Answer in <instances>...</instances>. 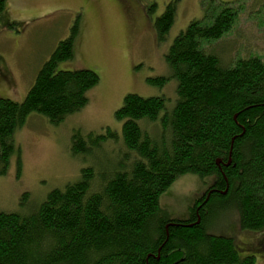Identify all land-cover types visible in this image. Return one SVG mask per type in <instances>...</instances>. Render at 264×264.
<instances>
[{
	"label": "trees",
	"instance_id": "16d2710c",
	"mask_svg": "<svg viewBox=\"0 0 264 264\" xmlns=\"http://www.w3.org/2000/svg\"><path fill=\"white\" fill-rule=\"evenodd\" d=\"M209 1L203 17L189 22L164 55L168 79L175 80L174 106L167 109L164 96L126 94L114 114L125 152L113 150L116 159L101 168H82L77 181L51 190L37 205L0 212V264H255L253 256H239L233 238L207 233L205 221L209 203L230 195L239 228L264 230V57L226 63L206 50L236 19L233 2ZM178 2L171 0L153 20L158 43ZM4 8L0 0V13ZM77 36L75 23L21 103L0 98V177L17 150L13 135L31 114L58 125L86 106L98 74L58 69L72 58ZM165 81L148 79L159 86ZM145 122L151 131L142 129ZM115 135L109 128L85 137L74 131L70 153L90 156ZM16 164L19 173V156ZM184 174L207 184V195L196 193L189 215L173 218L159 197ZM28 197L21 196L20 206Z\"/></svg>",
	"mask_w": 264,
	"mask_h": 264
},
{
	"label": "rangeland",
	"instance_id": "374dc122",
	"mask_svg": "<svg viewBox=\"0 0 264 264\" xmlns=\"http://www.w3.org/2000/svg\"><path fill=\"white\" fill-rule=\"evenodd\" d=\"M170 1L5 0L0 13V98L21 103L44 62L58 43L69 37L75 23L78 36L73 56L59 63L58 69H91L98 74L99 82L88 92L86 106L60 124L53 125L31 114L14 133L18 154L17 150L13 152L6 175L0 177V212L37 205L51 190L77 181L82 168L103 167L107 159H116L112 155L115 149L124 153L120 142L122 123L114 114L126 94L164 96L166 108L174 106L175 80L168 79L164 55L189 22L203 17V5L210 1L179 0L174 22L165 40L158 43L153 20ZM216 1L233 2L236 19L231 31L206 50H214L226 63L239 57H264V0ZM161 77L166 79L162 86L148 82ZM140 125L146 131L152 130L151 123ZM106 128L116 137L103 144L102 150L92 149L90 156L70 153L74 131L85 137ZM206 187L196 175H180L160 195V208L173 218H186L195 194ZM25 193L28 201L20 206ZM224 198L213 199L206 209L207 233L233 238L240 257L251 255L255 264H264V230H241L233 197Z\"/></svg>",
	"mask_w": 264,
	"mask_h": 264
},
{
	"label": "flooded vegetation",
	"instance_id": "af4514ba",
	"mask_svg": "<svg viewBox=\"0 0 264 264\" xmlns=\"http://www.w3.org/2000/svg\"><path fill=\"white\" fill-rule=\"evenodd\" d=\"M207 189H208V187H206L204 190H202V195L200 196V197H204V196H206L207 195ZM211 189V188H210Z\"/></svg>",
	"mask_w": 264,
	"mask_h": 264
},
{
	"label": "bare ground",
	"instance_id": "6f19581e",
	"mask_svg": "<svg viewBox=\"0 0 264 264\" xmlns=\"http://www.w3.org/2000/svg\"><path fill=\"white\" fill-rule=\"evenodd\" d=\"M198 219V218H197Z\"/></svg>",
	"mask_w": 264,
	"mask_h": 264
}]
</instances>
